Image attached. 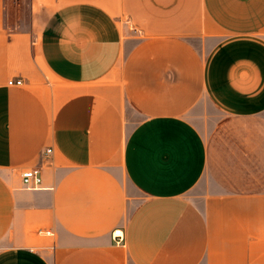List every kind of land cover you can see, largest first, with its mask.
<instances>
[{"label": "crops", "instance_id": "crops-1", "mask_svg": "<svg viewBox=\"0 0 264 264\" xmlns=\"http://www.w3.org/2000/svg\"><path fill=\"white\" fill-rule=\"evenodd\" d=\"M26 5L0 0V264H264V0Z\"/></svg>", "mask_w": 264, "mask_h": 264}, {"label": "built area", "instance_id": "built-area-1", "mask_svg": "<svg viewBox=\"0 0 264 264\" xmlns=\"http://www.w3.org/2000/svg\"><path fill=\"white\" fill-rule=\"evenodd\" d=\"M8 83L21 85L23 81L22 79H17V80L12 79ZM51 152L52 149L48 148L45 151V154H49ZM21 177H22L23 185L26 188L34 189L41 186L42 177H41L40 169L38 168H29L23 170L21 173ZM112 239L114 240L115 243L122 244L125 241L124 231L121 228L115 229L114 231H112Z\"/></svg>", "mask_w": 264, "mask_h": 264}, {"label": "rangeland", "instance_id": "rangeland-1", "mask_svg": "<svg viewBox=\"0 0 264 264\" xmlns=\"http://www.w3.org/2000/svg\"><path fill=\"white\" fill-rule=\"evenodd\" d=\"M11 1L14 4V7H13L14 13L10 14L8 18V25L11 28H18L20 17L22 16H24V18L26 17V14H25L27 11L26 0H11ZM22 11H24L25 13H22Z\"/></svg>", "mask_w": 264, "mask_h": 264}]
</instances>
